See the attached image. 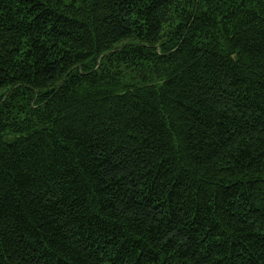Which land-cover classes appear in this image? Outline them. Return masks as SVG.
<instances>
[{
  "label": "trees",
  "instance_id": "16d2710c",
  "mask_svg": "<svg viewBox=\"0 0 264 264\" xmlns=\"http://www.w3.org/2000/svg\"><path fill=\"white\" fill-rule=\"evenodd\" d=\"M0 264H264V0H0Z\"/></svg>",
  "mask_w": 264,
  "mask_h": 264
}]
</instances>
